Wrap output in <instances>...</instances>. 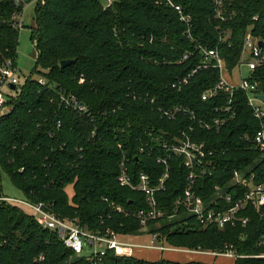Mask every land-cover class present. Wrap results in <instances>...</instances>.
<instances>
[{"label": "trees", "instance_id": "1", "mask_svg": "<svg viewBox=\"0 0 264 264\" xmlns=\"http://www.w3.org/2000/svg\"><path fill=\"white\" fill-rule=\"evenodd\" d=\"M172 1L189 15L190 36L165 0H112L107 6L100 0H35L29 39L36 56L30 74L38 73L45 83L25 78L18 90L14 92L15 85L6 95L8 110L0 114V172L26 199L51 204L57 216L77 218L91 231L138 234L136 213L148 203L144 193L118 183V162L125 155L134 181L143 172L157 182L163 171L157 161L164 153L162 143L174 141L182 131L204 142L217 164L212 176L198 179L200 195L206 197L214 183L227 181L233 169L250 166L264 173V155L251 141L259 122L243 91L233 92L235 117L219 131L204 130L182 113L168 119L158 111L183 105L197 118L216 113L230 96L222 92L215 99H201V92L219 79L216 68L202 67L201 48L217 49L231 71L245 32L250 29L264 38V0H226L225 20L215 16L211 0ZM22 8L13 0H0V67L7 59L15 65L18 29L9 19ZM61 60L74 61L61 67ZM197 66L201 68L187 84L172 87L176 78ZM251 77L264 92V64ZM61 95H74L87 110H72ZM168 162L169 176L156 199L157 206L172 215L186 169L176 155ZM247 213L250 220L244 228L204 226L181 211L147 225L170 246L220 251L227 245L240 255L232 264H264V257L253 256L264 251L258 244L264 217L253 208ZM102 259L103 264H213L146 260L109 249ZM0 264L92 263L20 206L0 202Z\"/></svg>", "mask_w": 264, "mask_h": 264}, {"label": "built area", "instance_id": "2", "mask_svg": "<svg viewBox=\"0 0 264 264\" xmlns=\"http://www.w3.org/2000/svg\"><path fill=\"white\" fill-rule=\"evenodd\" d=\"M214 4L215 16L220 20H225L224 5L226 0H211ZM15 6H23L26 0H13ZM112 0H108L109 5ZM166 4L173 7L179 14L180 20L187 25L186 33L190 36L189 26L190 17L182 12L179 5L172 0H165ZM106 5V6H107ZM23 9V8H22ZM21 11H14L9 19L10 24L19 28L23 26ZM256 19V16L252 17ZM199 48H201L199 46ZM205 54L202 67L211 65L219 73V79L212 86L204 89L200 97L202 100L215 99L222 92H228L229 98L226 102L215 108L216 113L205 114L202 118H197L194 111L183 105H175L170 108H158L160 113L168 118L174 119L175 116L182 113L188 115L193 122L207 131H219L230 119L235 117V109L231 105V96L234 91L241 90L246 95L247 105L251 109L252 115L259 122V127L253 134L251 141L264 155V99H260L257 94H264L258 91L259 81L251 77L254 69L264 64V38L254 36L248 29L243 37L242 49L237 65L234 68L244 64L247 67L248 74L242 76L240 71L234 75L233 69L226 68L224 59L220 56L217 49L201 48ZM186 54L184 58H186ZM211 58V60H209ZM201 66H197L184 76L176 78L172 87L181 89L187 84L189 78ZM17 67L10 59H7L0 67V114L8 110L5 104L6 96L2 91L4 86H8V91L13 89L10 85L17 84ZM28 78V77H27ZM234 78L235 82H232ZM40 84L45 81L42 77L37 79ZM133 98L137 96H132ZM143 96L139 95V98ZM63 103L72 110L82 114L86 106L80 102L74 95H61ZM153 102V99H150ZM94 133L92 132L91 135ZM120 147V144H118ZM163 155L157 157V161L163 166V171L157 182H152L150 175L140 172L135 181L133 180L126 165V157L122 156L118 162L119 171L117 181L121 186L129 187L144 193L148 203L147 209H141L136 213L139 219L140 227H145L149 221H154L162 216H172L178 211L193 216L200 224L215 225L219 228L226 226L246 227L250 217L248 211L255 209L261 217H264V173L259 172L250 166L243 169H233L231 176L227 181L214 183L211 187V193L206 197L197 192V181L200 177L212 176L216 169V162L212 157L213 151L206 148L202 141L192 140L188 133L182 131L180 136L174 141L163 142ZM145 148L139 147L142 152ZM171 155L181 158L183 166L186 169L185 186L179 197L174 202V213L167 215L166 212L157 206L156 193L159 189H164L165 180L169 176V162ZM201 189V188H200ZM203 189V188H202ZM0 202L11 203L24 207L26 211L33 215L35 221L43 228L54 231L66 247L71 249L77 256H83L92 264H103V256L107 249L112 250L117 255H131V243L117 240V234L112 229H104L102 232H93L81 225L76 218L60 217L51 211V204L44 202H32L25 197L14 198L0 196ZM117 211H121L120 206H115ZM157 233H152L150 245H141L142 247L156 248L159 250L170 249L163 245H155ZM258 244L264 246V232L261 234ZM128 249V251H127ZM127 251V252H126ZM191 251V250H190ZM192 252H199L192 250ZM200 253L212 254L214 256H226L237 258L240 256L235 253L231 246H224L220 251H203ZM264 257V251L253 255ZM42 257V256H41Z\"/></svg>", "mask_w": 264, "mask_h": 264}, {"label": "rangeland", "instance_id": "3", "mask_svg": "<svg viewBox=\"0 0 264 264\" xmlns=\"http://www.w3.org/2000/svg\"><path fill=\"white\" fill-rule=\"evenodd\" d=\"M100 2L102 3V5L106 6L108 0H100ZM34 6H35V0H26V4L24 5L22 9V13H21V19L23 21V26L18 28V38H17L18 44H17V49H16V59H15V65L18 69L17 74H16L18 81L14 89V92L15 90H18L20 84L23 83L25 78H27L28 76H31V78L33 79L40 78V75L38 73L30 74V71H31V68H32V65H33V62L36 56V50H35L34 44L29 39L30 26H32V23H33L32 16H33ZM239 71L242 76H246L248 74L247 67L244 64H241L239 69L237 67L234 68L232 71V74L236 75ZM8 90H9L8 86L3 87L2 91L5 93V96L9 93ZM0 184H1V189H2L0 196L6 195L8 197L23 199L24 197L23 194L17 188H15V186H13V184L11 183L7 175L2 172H0ZM66 189H67V192H72L71 186H68ZM20 208H22L25 212H28L26 211L24 207H20ZM76 220L78 221L77 218ZM148 230H149V227L148 225H146L145 227H140L139 233L135 235H129V234L124 235V234H117L115 231L114 232L117 234L116 236L117 240L121 241L122 243L128 242V243L133 244L131 245L132 247H130V249H134L133 256L136 255L140 257V255L143 256L142 254H145V250H148L147 248L142 247L141 245L151 244L150 240L152 238V234ZM93 232H98V231H93ZM154 244L158 246L163 245L165 247L170 248V249H165V250L158 249L156 253L158 254L160 253L161 255H168V256L176 257L180 260L192 258V255H193L192 250H196L199 252H203V251L210 252V250L185 249L181 247L170 246L163 239L162 240L158 239L154 241ZM136 249H140V250H136ZM195 255H198V258H201V260L212 261L213 264H230L232 261L231 257H226L222 255H219L216 257L213 255L215 257L214 259L210 257V254L203 255L199 253ZM122 256H132V255H126L125 253V254H122ZM149 256L150 255H148L147 253V255H145V259H148ZM233 259H236V258H233Z\"/></svg>", "mask_w": 264, "mask_h": 264}, {"label": "crops", "instance_id": "4", "mask_svg": "<svg viewBox=\"0 0 264 264\" xmlns=\"http://www.w3.org/2000/svg\"><path fill=\"white\" fill-rule=\"evenodd\" d=\"M230 81H232V82H235V80H234V78L232 79V80H230ZM145 248H147L148 250H145V254H142L143 256H141L140 255V257L139 256H136L135 255V257H138V258H143V259H145V255H147V253H148V255H150L149 256V258L148 259H146V260H157V259H160V258H164V259H169V260H176V261H181V262H185V261H188V260H198V261H203V262H208V263H212V261H204V260H201V258H198V255H195V254H199L200 252H192V258H189V259H178V258H176V257H172V256H168V255H161L160 253L158 254V253H156L157 251H158V249H156V248H150V247H145ZM136 250H140V249H136ZM133 252H134V249H132L131 250V255L133 256ZM200 254H203L204 255V253H200ZM138 255V254H137ZM209 255V254H208ZM210 257L212 258V259H214L215 257L213 256V255H211L210 254ZM232 261H231V263L230 264H232V262L234 261V259L232 258L231 259Z\"/></svg>", "mask_w": 264, "mask_h": 264}, {"label": "water", "instance_id": "5", "mask_svg": "<svg viewBox=\"0 0 264 264\" xmlns=\"http://www.w3.org/2000/svg\"><path fill=\"white\" fill-rule=\"evenodd\" d=\"M74 60H61L60 61V66L61 67H65L67 66L68 64H70L71 62H73ZM10 88L11 89H14V86L13 85H10ZM257 96L260 98V99H264V94H257Z\"/></svg>", "mask_w": 264, "mask_h": 264}]
</instances>
